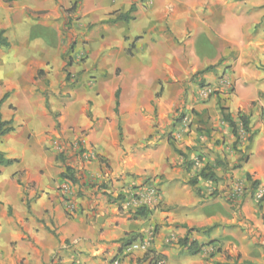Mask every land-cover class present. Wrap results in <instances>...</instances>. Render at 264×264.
I'll list each match as a JSON object with an SVG mask.
<instances>
[{
    "label": "crops",
    "instance_id": "0c3cea01",
    "mask_svg": "<svg viewBox=\"0 0 264 264\" xmlns=\"http://www.w3.org/2000/svg\"><path fill=\"white\" fill-rule=\"evenodd\" d=\"M131 6L132 19L114 21ZM96 24L107 31L115 27L113 34L108 32L107 43L117 44V58L125 59V38H130L132 62L138 63L130 76L138 87L128 100L121 91L120 114L116 120L110 114V122L99 118L101 107L92 110L93 118L88 115L85 101L89 92L69 89L71 97H60L66 71L75 67L76 54L69 49V39ZM0 30L10 42L9 47H0V100L8 94L1 113L3 120H12L14 126L13 131L0 136V150L19 160L8 166L0 164V264H114L116 256H122L119 264H137L148 247L161 254L165 264H264V253L254 258L243 252L241 262L231 260L234 248L230 243L226 257L206 256L205 252L190 255L177 243L192 227H211L190 234L201 244L220 234H236L238 220L232 206L221 198L212 200L205 179L199 178L195 186L189 183L205 166L214 165L210 157L201 160L202 166L191 167L197 173L186 166L190 153L202 156L192 146L198 140L180 139L176 147L183 154L164 140L131 151L133 144L154 130L150 113L156 110L159 126H168L179 107L189 111L191 121L195 118V122L210 125L214 134L224 133L227 137L219 149H229L232 132L217 105L219 100L215 97L192 104L186 96L184 82L196 75L207 79L218 72L227 74L233 90L221 106L231 117L241 111L252 124L259 122L264 114V0H0ZM202 35L217 47L212 58L199 50ZM89 39L96 48L94 35ZM208 66L213 67L199 73ZM257 124L251 162L264 156V124ZM125 127L134 130L129 135ZM79 140L83 148L91 150L89 159L83 154L81 158L72 147ZM208 143L211 148L217 146ZM67 165L78 178L69 196L61 190L66 180L61 174ZM252 165L224 171L243 177ZM259 167L264 176V164ZM195 174L197 177L189 178ZM110 180V189L120 191L116 195L123 198L108 199L111 190L100 184L106 186ZM150 181L162 186L159 206L137 217L135 210L122 209L120 202L128 188ZM241 213L244 220L260 227L264 240V224L251 201L242 204ZM131 233L140 235L143 248L137 241L122 247L121 239ZM132 257L137 258L134 263ZM150 263L143 260L141 264Z\"/></svg>",
    "mask_w": 264,
    "mask_h": 264
},
{
    "label": "rangeland",
    "instance_id": "374dc122",
    "mask_svg": "<svg viewBox=\"0 0 264 264\" xmlns=\"http://www.w3.org/2000/svg\"><path fill=\"white\" fill-rule=\"evenodd\" d=\"M253 1L258 2L259 0ZM114 31L115 27L112 31H107L103 25L96 24V26L90 25L86 30L75 33V35L70 37L68 46L69 49H71V51L76 54L75 57H73L75 67L71 72L68 70L66 71L70 74V77L66 78L64 84L65 86L60 92V97L62 98L71 97V94L68 91L69 89L79 88L82 90V93L89 92L90 96L85 101L90 113H88V115L93 118L92 110H94L96 107H101L99 118L105 122H110L112 120L110 114H114L115 120L117 119L116 116H119L120 114V111H118V113L115 111L116 90L120 88V94L123 90L125 92V95L123 96H125V98L128 100L131 97L132 91L138 87L134 85L135 80L130 78V76H132L138 68V63L134 61L132 62L133 54L131 48V39L128 37L125 38V59L117 58L115 55L116 49H118L117 44L112 42L107 43V39L110 35L109 33L113 34ZM90 34H93L94 38H96L98 42L96 43V48L92 45V41L89 39ZM187 37H190V35L188 34ZM176 40L179 41L177 38ZM105 43L107 44L104 45ZM198 44L200 46L199 50L202 52V55H206L210 58L216 55V45H212L211 42L205 39L204 35L199 37ZM230 54L231 53L222 56L219 64H221L226 57H229ZM207 80L211 82H207ZM144 81L146 82V80ZM129 82L131 83L129 84ZM183 88L186 92V96L191 98L190 102L192 104L206 103L209 99L216 97V99L219 100L217 105L220 108L221 105L226 103L225 95L232 92L233 83L227 74L222 73L220 75V72H218L215 74L214 78L204 79L199 78L198 75H196L195 78L192 76V78L190 77L186 82H184ZM185 100H187V98H185ZM188 101L189 99L187 102ZM125 113L128 114L130 112ZM192 113L195 116L197 111L195 110ZM150 114H152L154 117V126H152L154 127V130L150 135L147 137L145 136L142 141L133 144L131 146V151L134 152L136 150H145L152 147L154 143L160 140H164L166 144L171 146L173 149L178 144H180V139L184 140L185 137L192 138L193 140H196V142L198 140V142L193 143L192 146H196L201 152L202 156L199 157L195 153H190V160L187 161L186 166L189 168L193 167V169H195L198 166H202V161L204 162L205 159L208 160L210 157H212L214 158V165L212 166L213 169H217L219 172H224V174L221 175L216 174L217 179L214 181H204L209 183L207 192L209 193V196L212 200L221 198L227 201L234 209L236 221L238 220L235 225L236 234L235 236L228 237L226 235L220 234L219 238L204 243V249H202L201 252H205L206 256H211V254L213 256L214 254L215 256L219 255L221 257H226L227 253L229 252V249L226 248V246L230 243L229 246L234 248V254L230 255L231 260L238 258L237 262H241V259L244 256L243 252L248 254L250 257H262V253H264V240L262 239V235L260 233V227L256 225L254 221L248 222L243 219L244 216L241 213V207L244 202L251 201L254 213L257 215L260 214V218L262 220L260 221L262 224H264V176L261 173L259 167L264 164V156L258 155L253 158L252 162L250 160L252 157V144L259 126L257 123L264 124V114L260 115L259 122L255 124H252L250 120L251 133L244 132L241 129L238 130L237 136L231 133L233 141L228 143L229 149L227 150L226 146L225 149H219L221 148V141L226 140L227 136H225L224 133L220 135L216 133L214 134V129L209 127L210 125H204L199 121L195 122V118L193 121H191L190 116L188 115L189 111L186 112L180 107L177 108L173 112V117H171V119L168 121V126H166V124L159 126L156 110L154 113ZM143 115L144 117H148V111L144 110ZM54 118H56V115ZM232 118L237 121L238 125H240L241 122L239 120L238 114L233 115ZM119 120H121L122 123V116H120ZM228 126L230 127L229 124ZM56 128H60V125L56 126ZM125 129L128 130L129 135L131 131L134 130L131 127H125ZM230 130L232 132L231 127ZM115 131H118V127L115 128ZM205 132H208V135H205ZM220 133H222V131ZM250 135H252V139H249ZM200 136H203V139H201ZM206 136H208L209 139ZM208 142L217 146L211 148ZM83 145L84 143L82 140L72 144V147H74L76 152H78L77 155H79L81 158L85 151V153L91 151L89 149L87 150L85 147L83 148ZM215 150L217 153H215ZM228 153L231 154L230 156L234 157V159H228ZM65 157L66 156L63 154L62 159ZM87 159L89 158L87 157ZM192 160H196L195 163ZM100 161L107 169L110 168L106 160L100 159ZM250 163L253 164L251 166V172L244 174L243 177H236L234 176L233 172L230 171L226 173V171H224L225 169H238L235 167L236 164H239L242 167V165H250ZM188 171L190 175V170ZM193 171L196 172V170ZM191 173L193 172L191 171ZM195 177H197V174L192 175L189 178L192 179ZM111 182L112 181L110 180L106 186L104 183L100 185L103 186V189L104 187L108 188L109 185H111ZM108 189H110V187ZM110 190L111 191L108 192V199H111V201H113L114 198L118 199L119 195L116 194H120V191H112V189ZM162 191L163 189L160 184H156L151 181L150 183L146 182L141 186L130 187L125 194V198L120 202L124 205V208L122 207V209H128L132 211L137 210L143 205H146L149 209L158 207L160 204ZM140 242H142V240L137 241L136 244H140L139 248H143L141 246L144 244ZM220 244H222L223 247L220 246ZM133 253L134 252H128L127 255H132ZM154 255L157 254L152 250H149L148 247V250L145 251L143 258L137 260V264H141L143 260H148L149 262L151 260L150 264H165V259L163 256L158 263L153 261L152 256ZM159 255L161 256V254ZM121 257L119 259V256H116L113 260V263L119 264L122 261ZM135 259L137 258L132 257L131 262L134 263Z\"/></svg>",
    "mask_w": 264,
    "mask_h": 264
},
{
    "label": "trees",
    "instance_id": "16d2710c",
    "mask_svg": "<svg viewBox=\"0 0 264 264\" xmlns=\"http://www.w3.org/2000/svg\"><path fill=\"white\" fill-rule=\"evenodd\" d=\"M74 7V6H73ZM70 10V9H69ZM68 10V11H69ZM134 11V6H131V8L125 12V13H120L118 14L115 18L114 21H129L130 19H132L134 16L131 14ZM4 46V47H9L10 46V42L8 41V39L6 38V36L4 35V31L0 30V47ZM71 61H68L67 65H70ZM213 66H208L207 68H205L204 70L200 71L199 73H203L207 70H209L210 68H212ZM70 74L68 72H66V78H69ZM8 97V94H5L4 97L0 100V136L5 135L11 131L14 130V126H12V120L10 121H6L3 120L2 118V113H1V105L3 103V101ZM48 106L49 103L47 102ZM119 105H120V88H118L115 92V111L118 113L119 111ZM222 114L224 115V118L229 122L230 127L232 128V133L233 135L237 136L238 134V130H243L244 132L247 133H251V128H250V119L249 116L244 114L243 112H239V120H240V125L237 124V121L234 120L229 113H226V108L224 106L220 107ZM119 135H120V140L123 139V130H122V126L119 125ZM249 139H252V135H250ZM174 150L176 152H178L179 154H183V151L178 149L177 147H174ZM19 160L17 158H11L8 157L6 155L5 152L0 150V164L1 165H11L15 162H18ZM236 168L240 167L239 164H236L235 166ZM61 177L64 179H68L69 181H71L72 183H77L78 182V178H77V173L75 170H73L70 166H67L66 168V172L61 174ZM199 178H203L205 180H210V181H214L217 179L216 173L213 169L212 166L207 165L205 166L199 173L198 177L195 179H192L189 181V183L193 186L196 185V183L198 182ZM199 193V190H197ZM106 193V192H105ZM119 197L123 198L121 195H119ZM149 211V208L146 205L140 206L137 210H135L134 212V216H144L147 214V212ZM211 229V227L209 228H199V227H192V228H188V232L187 234L182 237L179 238L177 240V243L180 245V247L183 249L185 248L186 251L188 252V254L190 255H196L198 253H200L203 249V244H201L197 239L191 238L190 234L193 231H203V232H207ZM140 239V235L139 234H127L126 236H124L121 241H122V247L126 248L127 246H130L132 244H134L136 241H138ZM162 259V256L160 255H154L152 256V260L155 261L156 263L159 262V260ZM216 264H234V263H229V262H217Z\"/></svg>",
    "mask_w": 264,
    "mask_h": 264
},
{
    "label": "built area",
    "instance_id": "2783aa9c",
    "mask_svg": "<svg viewBox=\"0 0 264 264\" xmlns=\"http://www.w3.org/2000/svg\"><path fill=\"white\" fill-rule=\"evenodd\" d=\"M85 152L83 154V157L87 158L89 154H91V151L88 153H85ZM61 190L68 196L72 195L73 194V183L69 181L68 179H66L65 182L61 186Z\"/></svg>",
    "mask_w": 264,
    "mask_h": 264
}]
</instances>
